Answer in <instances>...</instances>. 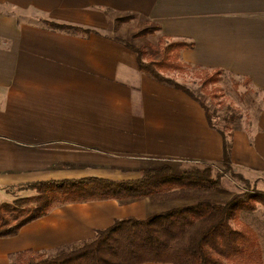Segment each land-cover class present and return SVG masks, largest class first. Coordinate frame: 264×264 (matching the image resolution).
Wrapping results in <instances>:
<instances>
[{"label":"crops","instance_id":"obj_1","mask_svg":"<svg viewBox=\"0 0 264 264\" xmlns=\"http://www.w3.org/2000/svg\"><path fill=\"white\" fill-rule=\"evenodd\" d=\"M125 17L133 19L118 22ZM46 21L91 32L53 29ZM154 26L160 27L155 34L133 38ZM118 39L157 59L162 39L193 43L181 51L182 63L223 70L264 95V0H0V193L40 181L135 180L165 164L177 174L223 164L224 138L202 105L143 73L137 54ZM259 122L230 140L231 167L252 180L264 179ZM216 189H188L162 202L56 207L17 236L0 238V264L23 251L54 255L81 245L120 219L230 201L208 197Z\"/></svg>","mask_w":264,"mask_h":264},{"label":"trees","instance_id":"obj_2","mask_svg":"<svg viewBox=\"0 0 264 264\" xmlns=\"http://www.w3.org/2000/svg\"><path fill=\"white\" fill-rule=\"evenodd\" d=\"M132 18L119 21L125 23ZM44 23L53 29L91 32L47 21ZM159 30L158 26L145 28L135 33L133 38L147 37ZM166 40L160 43L161 56L157 59L150 56L146 49L118 39L137 54L138 66L143 73L185 92L202 105L210 127L218 130L224 138L222 165L227 173L249 184L247 179L233 171L230 138L213 123L208 107L184 85L167 76L168 73H185L194 68L182 63L180 56L182 50L192 49L195 45ZM223 73V70H215L211 76L207 75L203 87L218 84ZM211 170L195 169L177 174L171 165L165 164L145 170L135 180L91 177L10 186L4 190L15 199L12 203L0 204V238L17 236L26 225L68 203L127 202L144 198L162 202L185 196L188 189H216L223 172L213 178ZM23 191H34L36 194L21 197L19 194ZM259 205L264 207V194L247 192L223 204L202 201L146 220L124 218L97 232L89 242L61 249L54 255L23 251L14 255L9 264H264L256 233L246 226L239 229L233 227V224L239 223L242 213L256 212Z\"/></svg>","mask_w":264,"mask_h":264},{"label":"rangeland","instance_id":"obj_3","mask_svg":"<svg viewBox=\"0 0 264 264\" xmlns=\"http://www.w3.org/2000/svg\"><path fill=\"white\" fill-rule=\"evenodd\" d=\"M120 19H117L118 22H120ZM132 19L125 23H130ZM28 21L31 20L28 19ZM132 27H135V24L132 25ZM158 50L160 53V44ZM212 73L204 72L197 68H191L185 73L174 72L168 74H173V79L184 85L208 107L213 123L219 130L223 131L230 140H232L237 131H243L245 129L253 132L257 130L261 114L264 113V95L252 89L247 83L237 81L228 74L221 76V81L218 84L203 87V83L208 77L207 75L211 76ZM259 123L264 131V117ZM262 142L264 143V141ZM255 143L257 145L256 140L252 142V145ZM258 147L260 146L258 145ZM239 152L243 154L242 160L248 159L246 156L248 153L241 143L239 144ZM261 166L263 167V165ZM208 168L212 169L213 178H216L217 174L220 175L222 174L220 172H223V177L220 178L217 189L208 193V197L214 200L219 202L222 200H231L237 195L247 192L264 194V179L262 178L252 180L254 179L252 174L239 170L238 174L248 179L249 184H247L233 177L230 173H227L223 165L218 167L202 165L199 167V169L202 170ZM33 193L36 194L34 191ZM12 202L13 198L8 197L6 193H0V204ZM243 226L249 227L256 233L264 261V207L259 205L256 212L242 213L239 223L233 224V227L239 229Z\"/></svg>","mask_w":264,"mask_h":264}]
</instances>
